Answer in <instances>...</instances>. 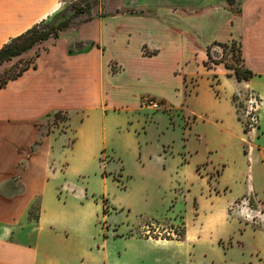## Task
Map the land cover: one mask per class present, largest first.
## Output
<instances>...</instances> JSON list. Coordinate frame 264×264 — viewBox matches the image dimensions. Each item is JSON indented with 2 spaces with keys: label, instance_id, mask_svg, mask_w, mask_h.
Listing matches in <instances>:
<instances>
[{
  "label": "crops",
  "instance_id": "obj_1",
  "mask_svg": "<svg viewBox=\"0 0 264 264\" xmlns=\"http://www.w3.org/2000/svg\"><path fill=\"white\" fill-rule=\"evenodd\" d=\"M251 1H243L240 14L232 13L228 8H224L225 12L233 15L234 22L238 21ZM62 2L0 0V47L60 10ZM133 3L135 5L131 7H147L157 15L117 12L109 16L106 25L99 20V29L102 26L111 31L109 45L100 37L81 39L78 42L93 41L94 46L86 52L68 54L69 45L65 48L64 44H50L44 53L37 55L41 56L36 59L35 67L26 69L0 87V126L29 120L38 132L36 125L42 118L57 110L66 111L68 119L64 122L68 132L60 136L50 133L42 140L49 141L51 151L56 146V154L62 159L60 171L66 164L69 167V159L75 166L83 167L89 161L95 162L97 170L92 171L93 176L107 182L114 174L120 173L127 188L137 176L155 170L170 193L175 188L185 189L184 201L180 202L186 225L181 242L192 245L197 252L212 249V243L220 238L238 239L247 246L250 243L244 241L243 235L251 231L261 236L255 250H264V233L245 223L241 226L228 214L229 205L238 195L245 193V188L250 189L252 195L257 194L255 190L259 188L253 183L254 170L261 178L259 190L264 187V146H250L246 153L242 146L241 124L235 117L232 101L238 91L254 90L260 96L258 107L264 110V73L250 69L245 62L243 47L244 66L254 73L248 80L237 81L228 77L222 63L210 62L213 65L210 68L204 65L207 46L212 59L219 60L222 50L216 42L225 41L213 40L204 45V40L211 38L208 29L216 18L209 20L211 11L191 18L190 24L183 26L205 46L203 50L190 41L184 31H171L169 21L176 15L177 8L169 6L184 2L133 0ZM131 10L128 12H134ZM261 17L259 14L255 18L256 27L262 23ZM219 22L215 30L221 29ZM116 23L128 26L120 25L122 29L116 31ZM96 29L95 25L94 31ZM257 36L253 37L256 39ZM86 37V34L79 35V38ZM261 39L256 41L257 56L264 63V37ZM141 45H146L150 52L143 53ZM192 49L196 63L184 66V61L193 54ZM42 55L48 57L42 65L46 66L44 71L51 73L49 85L52 90L48 100L42 99L41 87L37 84L21 86L26 75L40 70ZM110 57H115L122 65L117 71L111 70ZM192 73L198 74V80L194 91L189 92L186 90L187 80ZM210 76L215 78V84ZM146 96L159 100L165 109L151 110L141 105ZM35 109L39 110L38 116L32 118L31 111ZM259 113L258 128L264 129L263 116L261 111ZM183 118H190L188 124ZM71 135L72 138L68 139ZM40 145L34 152L29 149L17 165L23 169L30 167ZM52 161L50 152L46 166L54 170ZM129 163H133L136 173L129 169ZM216 168H220V174L213 182L210 171ZM6 181L11 182L12 188L3 191L1 186ZM24 182L28 184L18 174L0 179V264H177V260L183 258L184 250H175L171 263H168L135 255L129 247L119 249L115 244L129 242L130 238L117 236V229L106 230L104 236L98 235L88 242L74 230L71 233L67 225L69 220L80 223L84 208L92 207L95 213L97 211V203L90 206L89 202L80 201L84 191L110 196L112 205L120 206L115 197L119 192H126V188L120 190L111 184L113 187L109 191L95 193L89 191L82 180L83 188H70L73 191L61 193L63 197L57 195L60 188L55 186L53 203H50L40 189L23 194L28 190ZM20 183L23 187L17 189ZM235 187L241 190L232 195ZM36 198H39L38 213L36 219H31L29 211ZM70 199L77 210L74 214L66 213ZM110 231L113 236L109 235Z\"/></svg>",
  "mask_w": 264,
  "mask_h": 264
},
{
  "label": "rangeland",
  "instance_id": "obj_2",
  "mask_svg": "<svg viewBox=\"0 0 264 264\" xmlns=\"http://www.w3.org/2000/svg\"><path fill=\"white\" fill-rule=\"evenodd\" d=\"M62 1L61 9H65L67 12L76 3L79 5L89 4L92 19L87 22L73 23L69 27L60 31L57 39L50 38L30 51L4 62L0 65V73L10 69L14 64V67L18 68L24 65L25 61L30 58H32V62L35 63L36 59L41 56L37 57V54L44 53L43 51L48 49L50 44L55 43L56 46H59L58 44H64V47L66 48V46L71 43H78V40L81 39L95 40L100 37L107 43V45H109L111 31L109 32V29L103 28L102 26L99 29V20L106 25L107 22L110 21L109 16L117 12H123L124 14L157 15L156 11L147 7H131L135 5L133 0ZM178 1L184 3L169 6L171 8H177L175 12L176 15H174L173 19H170L169 21L171 31L176 33L184 31L185 35H189L190 41L194 42L198 47H201V49L203 48L204 50L205 46H202L199 39L197 40L196 38H193L190 34V29H186L183 26L189 25L192 20L191 18H197L196 16H200L209 10L211 11L209 13V20L214 19V17L216 18L213 24L214 27L212 25L208 29L211 38L205 39L204 41H206V43L204 45L213 40H225L223 42L227 43H231V41L234 40L237 44L243 45L241 48H238L237 45H233L225 50V53L223 54L224 60L220 63H222L223 67L226 69V73L232 72V70L225 67L224 62H232L233 60L234 63H241L240 59L236 58L240 56L239 52L242 56V47L245 62L250 65V69L257 73H264V63H262L257 56L258 48L256 44L258 39L264 37V0H252L245 8L242 17L235 22L233 15L225 12L224 8H228L232 13H235L237 10V14H240L241 5L244 0H240L239 4L235 3L232 6L228 5L226 0ZM129 9L134 10V12H128ZM100 14H103L104 17H100ZM259 14L262 16V23L256 27L253 22ZM85 16L86 15L83 14L81 15V18H85ZM219 21L221 22V29L215 30ZM95 25L97 29L94 31ZM117 25L118 24L116 23L115 26ZM120 25L128 26L127 24L120 23L117 26V29L115 27L116 31L122 29ZM213 30L215 31L212 32ZM208 33L207 35H209ZM84 34L88 37L79 38V35ZM200 34L202 35L203 33ZM254 35H258L256 39L253 37ZM85 44L83 46H85ZM140 49L145 54L150 52V49H148L146 45H141ZM207 50H209V46H207L206 52ZM193 51L194 50L192 49V52ZM194 52L188 56L186 61H184V66L191 64L195 65L196 61L194 59L196 57L194 56ZM47 58L46 55H42L39 66H42ZM210 62L212 61L208 59L207 56L204 65H206L207 68L213 67V65L209 64ZM108 63L113 72L117 71L122 66L115 57H110ZM243 64L245 65L244 61ZM45 67L46 66H42L39 68L40 70L36 71V73H29L26 75L22 80L21 86L37 84L41 87L42 99L47 98L48 100L51 96L52 90V85H49L51 73H46L44 71ZM210 78L211 82L215 84V78L213 76H210ZM231 78L236 80L234 76H231ZM197 80L198 74H190L187 80L188 87L186 90L189 92L194 91V86L196 85ZM234 95L236 96V100L233 101V105L234 103L235 105L237 104L234 106V114L235 117H239L243 134L242 146L247 153L250 150V146H260V144L264 146V129L258 128L260 121L259 111L262 113V119L264 122V110L259 109L258 105L260 103V96L254 90L243 89ZM141 105H143V98ZM141 110L146 111V108L141 107ZM38 112V109L31 111L32 118L38 116ZM61 117L62 116L59 115L54 119L50 115L42 118L40 123L36 125L38 132L35 130L32 121L29 120L9 122L0 126V179H6L13 174L21 175L22 180L24 178L28 183L26 184L24 182L29 190H25L23 194L31 192L37 188L45 194L50 203H53V189L55 186H58L61 189L57 192V195L60 196L61 193H68L74 188H83L82 180L85 181L88 190L95 193L106 190L109 191L113 186L120 190L125 189V179L120 173L114 174L107 182H102L99 177L93 176L92 171L97 170V164L95 162L89 161L87 165L83 167V165L77 164L75 166L74 162L71 163L69 159L67 160V162L70 163L69 167L66 164L63 170H59L62 164V159L56 154V146L54 145V151H51L49 141L42 142V140L44 136L50 133H55L56 136H60L63 132H68V126L66 125V122L61 120ZM182 120L185 124H188L190 118H183ZM244 123H249V130L246 132L243 131ZM72 136L73 135L69 136L68 139L72 138ZM66 143L69 144V140H67ZM39 145V150L34 153L35 155L37 154L35 160L30 167L23 169L20 165H17L20 160L26 157L29 149L31 152H34ZM50 152L52 153L53 167H55L54 170H51L46 166V161L50 156ZM100 159L103 160V157H100ZM129 169L133 173H136L133 163H129ZM200 169L201 168L199 167L198 172L201 171ZM62 174L63 176H61ZM219 174L220 168L211 170L210 180L214 182ZM253 175V183L260 189L262 184L261 178L255 173V170ZM37 179H39V181H37ZM163 183V178L158 177V175L155 174V170H149L145 175L137 176L133 184L129 183V185H127L126 192H119L117 197H115L117 203H121L120 206L112 205L110 196L105 194L93 195L88 191H84L85 193L81 196L80 201L83 203L89 202L90 206H94L93 203H97V211L95 213L92 207L84 208V210L81 211L83 220L80 223L69 220L67 225L69 226V229H71V233L74 230V232L77 235H80L81 238H84L86 242L93 238H97L98 235L101 237L103 234L104 236L106 230L112 231V229H117L119 230L116 232L117 236L130 238V241L126 243L119 242L115 244V246L119 247V249H121V246L129 247L135 255H142L144 258H152L153 261L157 262L167 261L168 263H171V258L173 257L175 250H184L183 258L177 260V264H264V250H255V248L258 247L257 244L261 241V236L258 233L252 234L251 231H246L243 235L244 241L250 243L247 245L248 248L241 240L220 238L212 243V249L197 252L196 248H193L192 245H186L185 242H181L184 235L182 239H176L177 233L179 234L182 230L185 231L186 227L184 224L185 221L183 220L182 206L180 205V202L184 201L183 195L185 196L186 193L183 187L175 188L174 192L172 191L170 193V189L165 187ZM1 187L0 188L3 191H6L5 189L12 188V184L10 181H6ZM22 187L23 184L20 183L17 186V189ZM259 189L255 190L257 191L256 195H252L254 193H251L250 189L245 188V193L238 195L229 205L228 214L235 217L241 223V226L245 223L264 233V187L262 190ZM240 190L241 188L235 187L232 189L231 194L238 193ZM177 198H180L178 204H176L178 202ZM249 201L251 202V206L249 205ZM67 203L69 205L66 210L67 214H74L77 212L75 209V203L72 199L68 200ZM38 206L39 198H36L33 207L30 209L29 218L36 219ZM193 206L196 207L195 202L193 203ZM103 210L105 212H103ZM56 213L61 212L56 211ZM111 231L109 232V235L113 236Z\"/></svg>",
  "mask_w": 264,
  "mask_h": 264
},
{
  "label": "trees",
  "instance_id": "obj_3",
  "mask_svg": "<svg viewBox=\"0 0 264 264\" xmlns=\"http://www.w3.org/2000/svg\"><path fill=\"white\" fill-rule=\"evenodd\" d=\"M240 0H226L227 4L230 6L234 5L235 3L239 4ZM237 12V10L235 11ZM86 15L85 18H81V15ZM99 16L103 17V14H100ZM92 19V15L90 13V5H79L74 4L71 9L67 12L65 9H61L53 13L52 15L48 16L46 19H43L42 21L35 23L30 28L26 29L21 34L11 38L8 40L5 44H3L0 47V65H2L4 62L11 60L12 58H15L17 56H20L31 49L35 48L37 45L41 44L42 42L52 38L57 39L59 37L60 31L64 30L65 28L69 27L73 23H81V22H87ZM86 43V44H85ZM78 44V45H76ZM85 44V46H83ZM218 46L222 50V56L219 60L212 59L210 55V51L207 50V56L208 59H210L214 63H220L224 60V53L227 48L232 47L233 45H237L238 48H241V44H237L236 41H231V43L227 42H216ZM94 46L93 41H85V42H78L75 44H71L67 47V53L68 54H74L79 52H86L90 48ZM239 50V49H238ZM38 55V54H37ZM238 58L240 59L241 63L237 64L232 62H224L225 67L228 69H231L232 72L227 73V76L231 77L234 76L237 81L241 80H248L250 77L254 75V73L246 68L243 64V58L241 57V54L239 52ZM15 64L8 70H5L4 72L0 73V87L4 86L9 80L16 78L20 74H22L23 71L30 67H35V63L32 62V58L25 61V64L15 68ZM236 100V96H232V101ZM237 105V104H236ZM234 103V106H236ZM52 117L55 119L59 115H61V120L65 121L68 119V114L66 111L57 110L53 112ZM239 120V117H237ZM249 123H244L243 125V131H248V125ZM249 205L251 206V202L249 201ZM33 207V205H32ZM30 212V211H29ZM103 212H105L103 210ZM184 235V231H180L179 234L177 233L176 239H182Z\"/></svg>",
  "mask_w": 264,
  "mask_h": 264
},
{
  "label": "built area",
  "instance_id": "obj_4",
  "mask_svg": "<svg viewBox=\"0 0 264 264\" xmlns=\"http://www.w3.org/2000/svg\"><path fill=\"white\" fill-rule=\"evenodd\" d=\"M143 106L151 109V110H160L165 109L164 105L157 99L153 97L146 96L143 98Z\"/></svg>",
  "mask_w": 264,
  "mask_h": 264
}]
</instances>
